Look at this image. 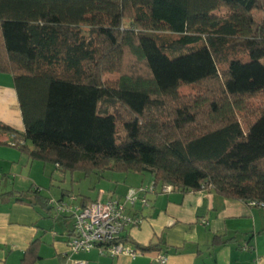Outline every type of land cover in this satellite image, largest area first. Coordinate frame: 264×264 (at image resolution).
Returning <instances> with one entry per match:
<instances>
[{
    "label": "trees",
    "instance_id": "obj_1",
    "mask_svg": "<svg viewBox=\"0 0 264 264\" xmlns=\"http://www.w3.org/2000/svg\"><path fill=\"white\" fill-rule=\"evenodd\" d=\"M257 12L264 0H0V73L25 126L0 121V136L64 173L148 172L264 209Z\"/></svg>",
    "mask_w": 264,
    "mask_h": 264
},
{
    "label": "crops",
    "instance_id": "obj_2",
    "mask_svg": "<svg viewBox=\"0 0 264 264\" xmlns=\"http://www.w3.org/2000/svg\"><path fill=\"white\" fill-rule=\"evenodd\" d=\"M0 121L20 133L25 130L12 77L2 73ZM14 143L12 135L0 136V264H65L69 257L87 264H264L263 208L224 198L214 190L183 192L175 188L169 193L149 195L147 205L137 203L130 209L142 217L143 222L140 227L129 229L125 237L139 246L159 245L157 250L136 259L111 258L97 250L72 255L67 246L68 234L73 228L68 225V220L73 221L71 214H58L55 207H47L43 199L80 206L120 199L130 188L154 181L152 176L147 178L136 173L128 175L130 177L123 173L107 176L96 172L100 179L93 189L100 185V180L113 185L100 187L95 199L83 196L80 204L77 197L66 201L67 191L55 199L44 195L42 186L37 184H32L28 190L27 186L16 188V165L31 168L36 160ZM26 145L32 148L30 142ZM13 176L15 182L11 183ZM135 176L141 179L134 182ZM115 177L120 178L114 180ZM36 191L40 200L35 199ZM20 194L24 195L23 201L16 197ZM34 242L36 250L33 255H27ZM161 256L166 258V263L160 262Z\"/></svg>",
    "mask_w": 264,
    "mask_h": 264
},
{
    "label": "built area",
    "instance_id": "obj_3",
    "mask_svg": "<svg viewBox=\"0 0 264 264\" xmlns=\"http://www.w3.org/2000/svg\"><path fill=\"white\" fill-rule=\"evenodd\" d=\"M173 189L172 185H159L152 181L146 185L130 188L120 199L97 201L83 206L51 199L50 205L55 207L58 214L69 213L73 218V228L68 234L67 241L72 255L97 250L101 255L111 258L127 256L136 259L143 254L125 240V234L129 229L140 227L143 219L130 212V209L137 203L147 205L149 195H156L159 192L169 193ZM75 199L76 197H71L70 200ZM249 205L263 206L255 201ZM68 259L65 264H87L86 261L72 260L70 257ZM159 260L161 263H166L164 256Z\"/></svg>",
    "mask_w": 264,
    "mask_h": 264
},
{
    "label": "rangeland",
    "instance_id": "obj_4",
    "mask_svg": "<svg viewBox=\"0 0 264 264\" xmlns=\"http://www.w3.org/2000/svg\"><path fill=\"white\" fill-rule=\"evenodd\" d=\"M255 16L258 23L264 21V12H257ZM262 62L264 63V59ZM108 77L114 80L117 79L116 74L109 75ZM180 92L182 93V95H184V97H195L202 93L203 90L195 87L183 86L181 87ZM239 117L243 119L242 113H239ZM104 173H106L107 176L110 174H120L114 173L112 171H106ZM125 175V177H127L128 175L133 176L132 173H126ZM144 175H146L147 178L151 176L148 172H144ZM125 177L121 178L124 179ZM98 178L99 176L96 174V172H90L89 175H86L82 170H76L74 172L66 171L64 173L61 170L57 169L54 165L44 164L43 162L37 160L31 168L29 166L24 167V165H16V188L27 186L26 190H28L32 186V184H37L42 186L41 190L44 195L53 197L55 199L61 198L62 193L67 191L69 193L64 196V199L68 201L71 199V197H77L79 199L77 200L78 204H80L83 196H89L92 199H95L100 187L108 188L113 185V183H110L106 180H100V185L93 189V187L96 186L97 181H99L100 179ZM117 178L120 177H115L114 180H116ZM24 179H26V181L21 182ZM140 179L141 177L135 176V179L133 180L134 182H138ZM10 182H15L14 176L11 177ZM60 220L62 219L60 218ZM68 221V225L69 227H71L73 225V221L71 219Z\"/></svg>",
    "mask_w": 264,
    "mask_h": 264
}]
</instances>
